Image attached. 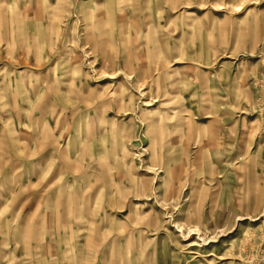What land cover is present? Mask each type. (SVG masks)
<instances>
[{
	"label": "rangeland",
	"instance_id": "1",
	"mask_svg": "<svg viewBox=\"0 0 264 264\" xmlns=\"http://www.w3.org/2000/svg\"><path fill=\"white\" fill-rule=\"evenodd\" d=\"M263 206L264 0H0V264H264Z\"/></svg>",
	"mask_w": 264,
	"mask_h": 264
},
{
	"label": "bare ground",
	"instance_id": "2",
	"mask_svg": "<svg viewBox=\"0 0 264 264\" xmlns=\"http://www.w3.org/2000/svg\"><path fill=\"white\" fill-rule=\"evenodd\" d=\"M259 223H257L254 227L260 228L264 230V206L262 207L259 216L257 217Z\"/></svg>",
	"mask_w": 264,
	"mask_h": 264
},
{
	"label": "crops",
	"instance_id": "3",
	"mask_svg": "<svg viewBox=\"0 0 264 264\" xmlns=\"http://www.w3.org/2000/svg\"><path fill=\"white\" fill-rule=\"evenodd\" d=\"M51 193V192H50Z\"/></svg>",
	"mask_w": 264,
	"mask_h": 264
}]
</instances>
